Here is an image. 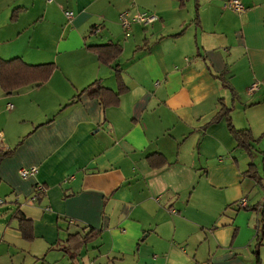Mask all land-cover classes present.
Segmentation results:
<instances>
[{
  "label": "crops",
  "instance_id": "crops-1",
  "mask_svg": "<svg viewBox=\"0 0 264 264\" xmlns=\"http://www.w3.org/2000/svg\"><path fill=\"white\" fill-rule=\"evenodd\" d=\"M196 1L199 24L194 0H0V58L56 66L39 85L0 88V152L11 150L0 159V241L24 243L19 264H255V252L264 264V0H240L242 13ZM124 10L158 20L125 36ZM110 42L121 53L106 65L89 46ZM114 69L126 89L103 107L83 90H115ZM220 98L254 137L259 184L226 121L208 124ZM154 152L167 163L150 166ZM90 227L97 238L62 249Z\"/></svg>",
  "mask_w": 264,
  "mask_h": 264
},
{
  "label": "trees",
  "instance_id": "trees-1",
  "mask_svg": "<svg viewBox=\"0 0 264 264\" xmlns=\"http://www.w3.org/2000/svg\"><path fill=\"white\" fill-rule=\"evenodd\" d=\"M185 0H180V4L183 5ZM194 22L199 24V6L196 0H194ZM93 32V30H91ZM94 53L97 54L98 60L106 65H110L121 53V46L117 43L110 42L107 44H96L89 46ZM53 62L41 63V64H29L22 60L20 57H12L10 59L0 58V88L4 91L10 92L21 87L31 84H41L45 82L53 73L55 69ZM116 78V89L107 88L99 81H95L89 84L83 91H87L91 98H98L101 101L103 107L115 106L118 104L119 96L126 89L121 72L118 69H114ZM218 78L222 79V75ZM222 85L227 86L234 93L232 99L235 100L236 95L226 82H222ZM219 102L221 108L218 113L210 120L208 124H212L221 119L226 121L227 129L235 139L237 147L241 148L245 154L249 157L250 163L247 168L243 171V174L256 183H261L262 178L259 175L258 169L254 164V155L257 150L254 146V137L248 128H236L231 119V107L227 106L220 98ZM11 152L4 151L0 152V159ZM148 163L154 168H159L167 163L166 157L159 153L154 152L147 156ZM43 187V186H42ZM36 201H39L42 197V191L35 188ZM15 218L17 220V229L20 235L25 240H32L33 238V224L30 218H27L23 213L16 212ZM100 235V230L95 228L83 229L82 231H75L68 233L65 239L60 243V246L64 250L80 251L83 246L94 240ZM256 263L259 264L258 253L255 252Z\"/></svg>",
  "mask_w": 264,
  "mask_h": 264
},
{
  "label": "built area",
  "instance_id": "built-area-1",
  "mask_svg": "<svg viewBox=\"0 0 264 264\" xmlns=\"http://www.w3.org/2000/svg\"><path fill=\"white\" fill-rule=\"evenodd\" d=\"M222 7L223 9L232 10L237 13H242L246 9L245 5L240 0H225L223 2ZM66 15L69 18L73 16L72 12H66ZM118 19H119V24L123 29L124 35L129 36L131 26L133 24L147 26L158 20V16L155 13L149 11L124 10L119 14ZM95 29H92L94 33L98 31L97 29L96 30ZM256 89H258V82H253L251 86L248 88L247 93L251 94ZM8 107H11V105H9ZM36 172H37V168L35 166L22 167L18 170V174L21 178H27L29 176L34 175ZM38 188H39L38 190L43 191V187L41 185L38 186ZM33 197H35V194ZM239 203L241 206H243L245 204V199H241Z\"/></svg>",
  "mask_w": 264,
  "mask_h": 264
},
{
  "label": "rangeland",
  "instance_id": "rangeland-1",
  "mask_svg": "<svg viewBox=\"0 0 264 264\" xmlns=\"http://www.w3.org/2000/svg\"><path fill=\"white\" fill-rule=\"evenodd\" d=\"M21 247H24V243L21 241L12 242L10 247L0 241V264H19ZM46 261H51V257L46 258ZM110 262L113 263L114 260L110 259ZM114 264H118V262H114Z\"/></svg>",
  "mask_w": 264,
  "mask_h": 264
}]
</instances>
